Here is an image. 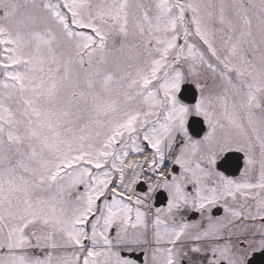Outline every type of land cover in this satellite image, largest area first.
<instances>
[{
	"label": "snow or ice",
	"instance_id": "6c2138e0",
	"mask_svg": "<svg viewBox=\"0 0 264 264\" xmlns=\"http://www.w3.org/2000/svg\"><path fill=\"white\" fill-rule=\"evenodd\" d=\"M230 152L243 154L235 179L217 170ZM256 252L264 0H0V264H249Z\"/></svg>",
	"mask_w": 264,
	"mask_h": 264
},
{
	"label": "flooded vegetation",
	"instance_id": "af4514ba",
	"mask_svg": "<svg viewBox=\"0 0 264 264\" xmlns=\"http://www.w3.org/2000/svg\"><path fill=\"white\" fill-rule=\"evenodd\" d=\"M206 131H207V128H206ZM206 131L203 133V135L206 133ZM203 135L200 138H196L194 136H193V138L194 139H202ZM179 140L180 139L178 138V140H177V147L180 144L178 142ZM226 154L227 153H225L224 156L218 161V168H217V170L220 171L221 173H223L224 175H227L229 178H233V179L238 178L240 171L243 170V154L240 153V154L237 155V157L240 158L239 161H238L239 162L238 164H241L239 170H236V168H237V162H236V160L231 161L229 164H227L225 166L221 164V162H222V160H223V158L225 157ZM166 165H167V161H166ZM175 171H176V174L179 173L178 167H176ZM142 188H145V190L138 191L141 194L144 193L145 191H147V184L145 183L142 186ZM157 192L155 193V195L153 197V201H152L153 206L154 207H166L167 206V193L165 192L164 195L158 196ZM164 201H166V204H163L162 205V203ZM213 215H215V216L223 215V210L220 209V208H215V209H213ZM199 218L200 217H199V214L198 213H194V212L187 213V219L189 221H196V220H199ZM191 256H192V259H193V264H201V262L203 260V257L201 255H199V254H191ZM137 264H143V257L142 256L138 259ZM183 264H188V261L187 260H184L183 261Z\"/></svg>",
	"mask_w": 264,
	"mask_h": 264
},
{
	"label": "water",
	"instance_id": "95a60500",
	"mask_svg": "<svg viewBox=\"0 0 264 264\" xmlns=\"http://www.w3.org/2000/svg\"><path fill=\"white\" fill-rule=\"evenodd\" d=\"M181 99L189 103H194L196 101L197 90L194 85L187 83L183 86ZM189 125V130L196 136H199L204 130V125L202 123V119L200 118L192 117L189 121ZM231 158L232 154L227 155L225 158V162L231 161ZM249 264H264V252H257L253 254V256L249 259Z\"/></svg>",
	"mask_w": 264,
	"mask_h": 264
},
{
	"label": "bare ground",
	"instance_id": "6f19581e",
	"mask_svg": "<svg viewBox=\"0 0 264 264\" xmlns=\"http://www.w3.org/2000/svg\"><path fill=\"white\" fill-rule=\"evenodd\" d=\"M149 153V152H148ZM135 158H139V157H135ZM146 174V169H145V172H144V175Z\"/></svg>",
	"mask_w": 264,
	"mask_h": 264
},
{
	"label": "rangeland",
	"instance_id": "374dc122",
	"mask_svg": "<svg viewBox=\"0 0 264 264\" xmlns=\"http://www.w3.org/2000/svg\"><path fill=\"white\" fill-rule=\"evenodd\" d=\"M199 98V97H198ZM180 143V140L178 141Z\"/></svg>",
	"mask_w": 264,
	"mask_h": 264
}]
</instances>
